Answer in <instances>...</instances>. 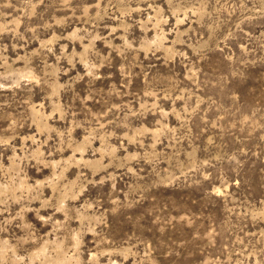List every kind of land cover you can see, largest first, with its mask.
Returning <instances> with one entry per match:
<instances>
[{
    "label": "rangeland",
    "instance_id": "obj_1",
    "mask_svg": "<svg viewBox=\"0 0 264 264\" xmlns=\"http://www.w3.org/2000/svg\"><path fill=\"white\" fill-rule=\"evenodd\" d=\"M0 264H264V0H0Z\"/></svg>",
    "mask_w": 264,
    "mask_h": 264
}]
</instances>
